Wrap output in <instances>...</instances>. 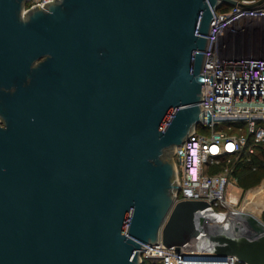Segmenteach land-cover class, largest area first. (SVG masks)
Listing matches in <instances>:
<instances>
[{
	"label": "water",
	"instance_id": "1",
	"mask_svg": "<svg viewBox=\"0 0 264 264\" xmlns=\"http://www.w3.org/2000/svg\"><path fill=\"white\" fill-rule=\"evenodd\" d=\"M27 1L0 0V264H142L160 239L264 264V218L175 200L168 149L206 116L207 34L240 1Z\"/></svg>",
	"mask_w": 264,
	"mask_h": 264
},
{
	"label": "built area",
	"instance_id": "2",
	"mask_svg": "<svg viewBox=\"0 0 264 264\" xmlns=\"http://www.w3.org/2000/svg\"><path fill=\"white\" fill-rule=\"evenodd\" d=\"M49 1L28 0L25 10L34 5L45 6ZM239 1L230 6L221 4L215 10L217 16H213L207 34L202 65V73H208L200 100L206 116L175 149L178 158L175 200L205 199L216 210L220 202L228 210L232 200L238 201L227 192L237 183L234 175L237 159L246 155L250 159L257 147L264 148V55H243L223 48L224 34L228 31L239 36L252 27L253 20L264 21V0ZM207 113L211 114V120ZM225 120L246 122L247 127L240 126L238 131L220 128L219 122ZM222 162L225 164L220 170L209 171L210 166ZM140 256L143 261L149 258L161 264H248L234 254L212 257L198 243L176 249L161 239L144 243Z\"/></svg>",
	"mask_w": 264,
	"mask_h": 264
},
{
	"label": "rangeland",
	"instance_id": "3",
	"mask_svg": "<svg viewBox=\"0 0 264 264\" xmlns=\"http://www.w3.org/2000/svg\"><path fill=\"white\" fill-rule=\"evenodd\" d=\"M254 22L251 23L252 27H248L249 29H246L243 31L242 34L239 36H233L231 31H228L227 33L224 34V45L223 48L225 51H235L237 53L243 54V55H249V56H260L264 55V21L263 20H253ZM250 25V24H249ZM248 25V26H249ZM257 25V28H260L259 31L257 32L254 28V26ZM220 128H224L230 131H238V127L243 126L247 127L246 122H242L239 120H225V121H220L219 122ZM246 131V130H245ZM171 151V156L173 161L177 164L178 163V158L177 154L175 153V149L172 147L168 148ZM264 182V179L261 180L260 183L251 186L247 189L241 190V186L239 187L238 183L236 185L238 186H230L228 189V195H230V192H239L241 194L240 199L237 201V203H232L231 207L232 209H241L242 207H245L246 201L249 199V193L251 189L254 187L262 184ZM227 206L220 202L218 209L219 210H224L226 209ZM245 210L251 211L248 207L244 208ZM253 212V211H252ZM257 214L258 216L264 218V213L263 212H253Z\"/></svg>",
	"mask_w": 264,
	"mask_h": 264
},
{
	"label": "trees",
	"instance_id": "4",
	"mask_svg": "<svg viewBox=\"0 0 264 264\" xmlns=\"http://www.w3.org/2000/svg\"><path fill=\"white\" fill-rule=\"evenodd\" d=\"M230 6L231 3L224 2L222 6ZM245 155V154H244ZM247 156V155H246ZM244 156L237 159L234 175L237 177V183L243 189H247L261 182L264 179V148L257 147L256 151L251 154L250 159ZM225 162L218 163L209 167V171L214 172L220 170ZM142 264H161L159 261L146 258ZM245 264V263H239Z\"/></svg>",
	"mask_w": 264,
	"mask_h": 264
},
{
	"label": "bare ground",
	"instance_id": "5",
	"mask_svg": "<svg viewBox=\"0 0 264 264\" xmlns=\"http://www.w3.org/2000/svg\"><path fill=\"white\" fill-rule=\"evenodd\" d=\"M249 194L252 195L251 197H253V198L251 200H249V201H246V204H245L246 206L245 207H248L251 211H254L255 209H257V205L262 202L261 199L263 198L262 196H264V182H262V184H260V185H258L256 187H254L253 189H251ZM231 202L233 203L234 201L232 200ZM245 207H242L241 209H235V208L232 209V207H231V210H232V212H234V211L237 212L238 211L241 214L240 210H243Z\"/></svg>",
	"mask_w": 264,
	"mask_h": 264
},
{
	"label": "crops",
	"instance_id": "6",
	"mask_svg": "<svg viewBox=\"0 0 264 264\" xmlns=\"http://www.w3.org/2000/svg\"><path fill=\"white\" fill-rule=\"evenodd\" d=\"M259 29L260 28H256L255 30L258 32L259 31ZM234 186H238V185H234ZM240 187V186H239ZM241 188V190L243 191V189H242V187H240ZM231 194L234 196V197H236L237 199L236 200H239L240 199V196H241V194L239 193V192H231ZM252 195H250L249 194V199H248V201L249 200H251L253 197H251ZM263 198L261 199L262 200V202L260 203V204H258L257 205V209H255L253 212H256V213H258V212H263L264 213V196H262Z\"/></svg>",
	"mask_w": 264,
	"mask_h": 264
},
{
	"label": "flooded vegetation",
	"instance_id": "7",
	"mask_svg": "<svg viewBox=\"0 0 264 264\" xmlns=\"http://www.w3.org/2000/svg\"><path fill=\"white\" fill-rule=\"evenodd\" d=\"M27 4V3H26Z\"/></svg>",
	"mask_w": 264,
	"mask_h": 264
}]
</instances>
